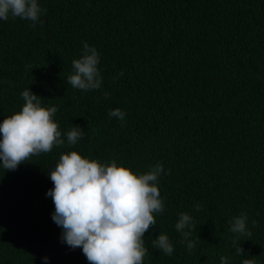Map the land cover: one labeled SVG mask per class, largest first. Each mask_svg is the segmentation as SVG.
<instances>
[{
  "label": "trees",
  "instance_id": "16d2710c",
  "mask_svg": "<svg viewBox=\"0 0 264 264\" xmlns=\"http://www.w3.org/2000/svg\"><path fill=\"white\" fill-rule=\"evenodd\" d=\"M37 2L42 24L0 20V123L29 89L57 107L65 144L16 170L0 166V264H89L61 242L46 195L49 171L70 151L137 174L157 163L170 171L158 180L165 211L144 234L143 264H264V0ZM84 42L100 53V89L67 82ZM117 108L123 121L108 115ZM73 126L84 135L69 146ZM181 212L200 239L191 251L175 229ZM242 212L250 237L230 231ZM161 233L171 256L151 246Z\"/></svg>",
  "mask_w": 264,
  "mask_h": 264
},
{
  "label": "clouds",
  "instance_id": "9594fccd",
  "mask_svg": "<svg viewBox=\"0 0 264 264\" xmlns=\"http://www.w3.org/2000/svg\"><path fill=\"white\" fill-rule=\"evenodd\" d=\"M37 0H0V20L9 16L32 21V27L40 24V16L46 13ZM100 53L95 47L83 43L80 58L72 60V74L67 82L74 89L83 91L100 89L101 72L98 68ZM120 76L123 72L119 73ZM104 93V98L109 97ZM22 109L0 123V161L5 170H16L32 156L50 153L55 146H63L61 131L53 119L57 107L42 106V98L29 89L21 92ZM109 117L123 121L125 113L120 109L109 111ZM84 133L73 126L66 133L67 144L75 145ZM165 172L162 164L150 166L144 174L117 164L101 163L85 158L77 151L62 153L55 167L49 171L53 188L46 195L52 198L55 211L52 220L62 228L61 242L70 248H81L89 264H143L148 249L144 234L156 225V214L165 211L160 196L158 180ZM196 211L201 205L194 206ZM247 213H241L230 221V231L239 237L252 235L247 228ZM255 224V221L253 222ZM193 217L179 213L175 229L191 251L199 237L193 240ZM235 254L245 255L244 249L234 240ZM154 249L171 256L174 249L169 236L159 234L151 241ZM47 264L48 257H44ZM221 264H228L221 257ZM242 264H256L255 259H244Z\"/></svg>",
  "mask_w": 264,
  "mask_h": 264
}]
</instances>
